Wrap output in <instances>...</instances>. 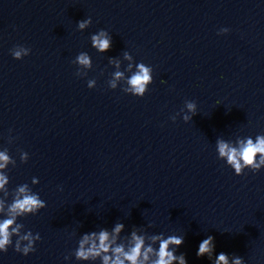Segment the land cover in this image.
Here are the masks:
<instances>
[{
	"label": "water",
	"instance_id": "1",
	"mask_svg": "<svg viewBox=\"0 0 264 264\" xmlns=\"http://www.w3.org/2000/svg\"><path fill=\"white\" fill-rule=\"evenodd\" d=\"M87 16L91 25L77 30ZM221 27L230 30L218 35ZM100 28L112 35L105 53L90 44ZM17 44L30 54L13 58ZM125 49L153 67L143 97L107 86V57ZM80 51L92 57L87 77L75 75ZM186 99L197 103L192 120L169 119ZM261 132L264 0H0V145L16 160L9 187L36 176L47 202L22 218L40 233L36 250L9 247L0 264H80L64 260L79 233L118 218L126 230L151 221L149 232L184 234L177 251L188 264H211L196 256L209 234L216 252L264 264V169L236 175L215 152L217 136Z\"/></svg>",
	"mask_w": 264,
	"mask_h": 264
},
{
	"label": "clouds",
	"instance_id": "2",
	"mask_svg": "<svg viewBox=\"0 0 264 264\" xmlns=\"http://www.w3.org/2000/svg\"><path fill=\"white\" fill-rule=\"evenodd\" d=\"M91 23L92 17L87 16L76 22V28L83 31ZM229 30L228 27H221L217 34ZM89 39L91 47L99 53L107 52L112 46V35L106 28L91 33ZM9 51L13 58L22 59L30 54L31 49L17 44ZM107 62L113 69L106 82L111 89L119 87L126 94L143 97L153 83L152 65L136 61L126 49L120 55L108 56ZM72 63L77 66V77H87L88 71L93 68L92 57L87 51L78 52ZM164 82L162 78L161 83ZM86 83L88 88H94L97 81L94 77L87 78ZM219 103L217 100L216 104ZM197 112L196 101L186 99L179 111L170 115L169 119L176 121L177 117H181L184 122H189ZM14 139L10 135L8 142ZM215 152L217 158L223 160L236 175L244 174L246 169L252 173L259 172L264 169V132L255 136L237 135L234 139L217 136ZM19 159L26 162L29 153L19 150ZM15 164L16 160L8 147L0 145V253L12 247L15 252L26 256L36 250V243L41 236L39 232L26 228L22 218L36 215L46 207L47 202L39 192L33 190L32 185L39 183L36 176L31 178L30 183L9 187V165ZM151 226L152 222L149 221L147 225H132L126 230L125 223L118 218L111 227L97 226L95 230L84 231L79 233L76 247L64 256V260L74 257L80 264H188L185 254L177 251L184 242V234L149 232L147 229ZM215 247V238L209 234L199 241L196 256H206L211 264H246L244 257L224 251L216 252Z\"/></svg>",
	"mask_w": 264,
	"mask_h": 264
}]
</instances>
